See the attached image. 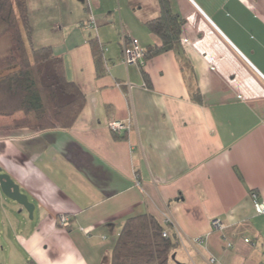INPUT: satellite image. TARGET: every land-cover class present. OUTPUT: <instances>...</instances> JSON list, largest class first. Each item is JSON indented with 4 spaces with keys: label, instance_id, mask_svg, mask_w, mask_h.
Here are the masks:
<instances>
[{
    "label": "crops",
    "instance_id": "obj_1",
    "mask_svg": "<svg viewBox=\"0 0 264 264\" xmlns=\"http://www.w3.org/2000/svg\"><path fill=\"white\" fill-rule=\"evenodd\" d=\"M26 4L33 47L62 58L85 102L66 128H15L21 111L0 116L1 172L34 205L31 218L20 207L16 217L0 195V264H17L14 254L28 264H109L123 224L141 214L163 228L171 220L179 261L169 264H263L264 215L252 195L264 199V0H169L183 19L182 56L164 51L128 66L109 35L120 29L143 51L160 45L146 24L158 0ZM90 20L96 30L83 27ZM113 119L128 129L111 132ZM194 237L203 242L191 245Z\"/></svg>",
    "mask_w": 264,
    "mask_h": 264
},
{
    "label": "trees",
    "instance_id": "obj_2",
    "mask_svg": "<svg viewBox=\"0 0 264 264\" xmlns=\"http://www.w3.org/2000/svg\"><path fill=\"white\" fill-rule=\"evenodd\" d=\"M158 3L159 16L146 24L160 45L148 47L144 57L170 50L180 57L183 19L172 12L169 0H158ZM4 37H8L11 49L0 57V85H5L11 94L20 93V101L11 111L0 110V116L21 111L25 117L14 121L15 128L42 130L71 126L83 108L85 94L67 79L62 58L50 46L33 47L26 0H0V39ZM91 49L96 73L100 76L105 68L104 46L95 37L91 40ZM192 98L198 101L197 95L193 94ZM163 229L149 214L127 219L109 264H169L176 241L164 237Z\"/></svg>",
    "mask_w": 264,
    "mask_h": 264
},
{
    "label": "built area",
    "instance_id": "obj_3",
    "mask_svg": "<svg viewBox=\"0 0 264 264\" xmlns=\"http://www.w3.org/2000/svg\"><path fill=\"white\" fill-rule=\"evenodd\" d=\"M91 26H88L87 24H85L84 26L87 27H92L93 23H90ZM122 39V55H121V61L126 65H133V64H137V65H143L144 63V51L142 48H140V46L136 43L135 40H131L127 43L126 42V37L124 35V33H121ZM107 127L108 129L116 134H120L121 132H123L124 130L128 129L129 127V123L128 121H124V120H110L107 123ZM137 184L139 183V181H136ZM252 199H253V207L256 213L258 214H262L264 215V199L262 200H258L255 196V194L252 195ZM60 225L62 227H66L69 224V218L68 216H61L59 219ZM165 227L163 229L162 235L164 237H169L168 235V231L167 228L169 225H171V220L170 219H165L164 221ZM211 226L214 229H221L224 227V224L222 223V221H220L219 219H213L211 221ZM167 227V228H166ZM246 242L249 241L248 238L244 239ZM189 242L191 245H200L203 242V237H194L192 239H189ZM227 246H230V244H228ZM262 263L264 264V253L262 254ZM203 264H215V259L213 257H209L205 260V262Z\"/></svg>",
    "mask_w": 264,
    "mask_h": 264
},
{
    "label": "rangeland",
    "instance_id": "obj_4",
    "mask_svg": "<svg viewBox=\"0 0 264 264\" xmlns=\"http://www.w3.org/2000/svg\"><path fill=\"white\" fill-rule=\"evenodd\" d=\"M90 23H93V26L90 27V28H93L96 30V23L94 20H90L89 22H87L86 24L88 26H91ZM85 25V24H84ZM83 27H87V26H83ZM89 28V27H88ZM113 30V29H112ZM96 32V31H95ZM116 36L114 35V33H110V38H112V41H114L115 43L118 42V40L120 41L121 43V35H120V29H118L117 32H115ZM55 35V34H53ZM60 35V34H59ZM122 44V43H121ZM11 49V43L10 41L8 40V37H4L3 39H0V57L1 56H4L5 54H7L9 52V50ZM19 101H20V93L19 94H11V92L9 91V89H7V87H5V85H0V110L1 111H11L12 109H14L18 104H19ZM16 117V116H15ZM24 114H23V118H24ZM23 118H20V119H23ZM13 118H10V122L12 125L14 124V121H17V120H20V119H14V120H11ZM2 122L3 120H1L0 118V128L2 127ZM0 195H2V197H5L1 191H0ZM4 199H8L7 197H5ZM9 201H11L12 203H14V205H16L18 208H16L15 210L12 209V214L14 216H19V212H18V209L20 207V210L22 209V216H24L25 218H29V213L22 207L20 206L19 204H17L15 201H12L9 199ZM0 207H1V203H0ZM0 211H1V208H0ZM20 215V216H21ZM3 244V243H2ZM185 255H190L193 257V260H196L195 256L193 255V253H185ZM182 255L180 253H178V257H181ZM12 257V256H11ZM8 256L7 258V261L5 260L6 259V256H4V261L7 262V264H11L12 263V258ZM14 257H15V262L17 264H28L26 259H23L21 256H17V254H14ZM179 261V258H176L173 262L175 261ZM172 261V259H171ZM182 263V262H180ZM1 264H4V263H1ZM182 264H193L191 261H187V262H183Z\"/></svg>",
    "mask_w": 264,
    "mask_h": 264
},
{
    "label": "water",
    "instance_id": "obj_5",
    "mask_svg": "<svg viewBox=\"0 0 264 264\" xmlns=\"http://www.w3.org/2000/svg\"><path fill=\"white\" fill-rule=\"evenodd\" d=\"M0 191L8 199L15 201L22 206L28 213L29 217H32L34 205L28 200L27 195L22 193L19 189V185L8 175L2 173L0 168ZM171 259L175 260V255H171Z\"/></svg>",
    "mask_w": 264,
    "mask_h": 264
}]
</instances>
